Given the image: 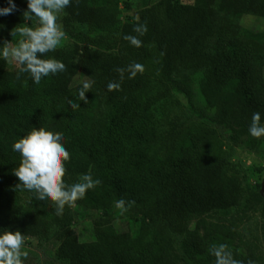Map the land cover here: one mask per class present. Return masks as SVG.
I'll list each match as a JSON object with an SVG mask.
<instances>
[{
  "label": "trees",
  "instance_id": "1",
  "mask_svg": "<svg viewBox=\"0 0 264 264\" xmlns=\"http://www.w3.org/2000/svg\"><path fill=\"white\" fill-rule=\"evenodd\" d=\"M151 1L121 22L118 0H72L61 21L71 41L43 57L63 62L66 71L49 74L39 84L30 73L11 70L0 56V234L19 230L24 239L46 240L53 235L59 241L56 257L63 264H181L174 254V235L185 234L191 260L215 264L210 248L224 243L205 221L193 228L192 217L237 206L241 185L224 176L228 159L216 153L219 131L214 126L189 131L180 116H169L160 137L165 154L152 157L151 145L158 140L161 124L154 119L153 109L171 100L174 91L192 98L191 79L177 75L203 70L202 92L215 107L210 117L214 124H251L253 113L259 112L263 125L264 47L239 42L223 51L207 52L211 40L229 31L213 25L206 4ZM14 3L12 14L0 15V47L5 41H16L7 28L25 23L28 0ZM9 6L8 0H0V8ZM253 7L264 16V0H254ZM36 23L32 19L28 26ZM138 23L147 25L143 36L133 31ZM79 25L98 35L85 34ZM126 35L138 36L142 46H132ZM133 62L144 66L143 73L129 79L125 71L121 80L115 69H127ZM80 74L91 80L87 103L78 95L83 84L72 87ZM110 81L118 82L121 90L109 92ZM69 101L80 107L73 109ZM107 105L113 107L109 115ZM33 127L63 134L71 154L65 165L66 184L80 182L85 174L101 181L75 202L102 212L95 221L94 242L81 241L73 231L75 204L65 206L59 216L50 199L41 201L34 191L16 188L20 181L13 170L22 157L13 145ZM249 145L260 146L256 140ZM120 198L143 206L147 233L125 238L110 221V211ZM232 254L243 264L250 259L263 264L252 248L247 254Z\"/></svg>",
  "mask_w": 264,
  "mask_h": 264
},
{
  "label": "rangeland",
  "instance_id": "2",
  "mask_svg": "<svg viewBox=\"0 0 264 264\" xmlns=\"http://www.w3.org/2000/svg\"><path fill=\"white\" fill-rule=\"evenodd\" d=\"M185 3L206 4L210 11L213 25L219 29L229 31L225 36H219L209 42L207 52L223 51L234 43H247L256 47H264V16L258 14L253 7L254 0H181ZM121 7V22L129 16H136L142 9L152 4L151 0H118ZM65 10L58 14L57 23L64 31L65 36L58 47H62L71 41L62 27V17ZM34 21H37L33 17ZM34 26V25H33ZM32 26V27H33ZM6 31L11 33L12 29ZM79 29L89 36H97L98 32L85 25H79ZM117 36V33H115ZM13 44L18 42L15 37ZM9 68H19L15 62H9ZM191 79L193 97L174 91L173 98L157 104L153 109V117L161 124L158 128V140L151 145L150 155L163 156L164 147L160 142L162 132L166 129V119L169 116H180L186 123L189 131L202 126H214L219 131L218 138L214 140L217 155L228 159L224 176L241 185V193L238 205L219 212H207L196 214L192 217V227H196L200 221H205L207 226L215 231V234L228 245L231 252L237 251L247 254L249 249L256 250L261 255L264 264V137L254 138L249 133L250 124L237 121L229 126L216 125L211 120L215 113V107L208 104L203 92L204 71L198 70L177 75L179 79L186 77ZM84 82L90 83L89 77L80 74L73 82V89ZM108 115L112 112V106H105ZM264 125V124H263ZM253 140L259 143L258 149H252L249 143ZM163 191H159L162 196ZM156 197L149 199L152 201ZM76 220L73 231L83 242H94L95 221L102 216V212L87 205L75 204ZM110 221L126 238L135 237L140 232H148L143 224V206L134 203L125 213L114 207L109 214ZM54 230H52L53 232ZM153 233V231H152ZM157 233L154 230V234ZM53 236V235H52ZM49 237L47 240L41 237L25 238L23 251L28 253L24 258V264H63L56 257L59 241ZM174 254L179 257L181 264H196L191 260L186 251L185 234L174 235Z\"/></svg>",
  "mask_w": 264,
  "mask_h": 264
},
{
  "label": "clouds",
  "instance_id": "3",
  "mask_svg": "<svg viewBox=\"0 0 264 264\" xmlns=\"http://www.w3.org/2000/svg\"><path fill=\"white\" fill-rule=\"evenodd\" d=\"M9 7L0 8V15H10L16 10L14 0H8ZM72 0H28V10L24 12L25 23L17 25L11 31L13 38L19 37L18 42L5 41L0 47V56L6 62H15L19 65L21 73H30L34 83L39 84L43 77L66 71L63 62L55 58H43L48 52L54 51L64 39L65 33L57 23L58 14L66 7L71 6ZM36 18L34 27L28 26V22ZM147 25L137 24L133 31L138 36L147 33ZM138 36L126 35L124 39L134 47H141L142 41ZM161 55H164L162 52ZM121 80L125 71L129 73V79L143 73L144 66L133 62L127 69L117 67ZM109 92L121 90L118 82L110 81L107 84ZM91 91V84L84 82L79 90V99L87 103L86 92ZM73 109L80 105L69 101ZM249 133L254 138L264 137V125L261 124V114L254 112L249 127ZM63 134L52 132L45 127L33 129L23 138L14 142L13 150L21 154L22 160L13 174L20 183L16 188L22 187L28 191H34L38 200L50 199L55 205L56 214L62 216L65 206H73L79 199L85 197L89 189H94L101 181L93 179L90 174L81 176L80 182L68 185L64 177L67 173L66 162L70 161L71 154L63 144ZM134 201H126L120 198L115 202V207L121 214L127 212ZM25 243L24 235L19 231H3L0 234V264H24V258L28 253L23 251ZM210 253L216 258L215 264H243V261L233 257L228 245H212ZM248 264H255L249 260Z\"/></svg>",
  "mask_w": 264,
  "mask_h": 264
},
{
  "label": "water",
  "instance_id": "4",
  "mask_svg": "<svg viewBox=\"0 0 264 264\" xmlns=\"http://www.w3.org/2000/svg\"><path fill=\"white\" fill-rule=\"evenodd\" d=\"M263 191H264V186H263Z\"/></svg>",
  "mask_w": 264,
  "mask_h": 264
}]
</instances>
